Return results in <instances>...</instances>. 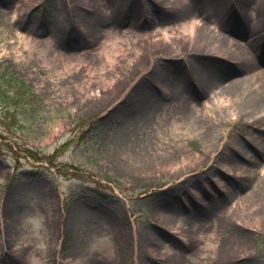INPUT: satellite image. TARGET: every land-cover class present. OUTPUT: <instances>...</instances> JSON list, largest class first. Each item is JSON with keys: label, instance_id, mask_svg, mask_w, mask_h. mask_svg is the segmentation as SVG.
<instances>
[{"label": "rangeland", "instance_id": "374dc122", "mask_svg": "<svg viewBox=\"0 0 264 264\" xmlns=\"http://www.w3.org/2000/svg\"><path fill=\"white\" fill-rule=\"evenodd\" d=\"M231 24L264 0H0V249L264 264V29Z\"/></svg>", "mask_w": 264, "mask_h": 264}, {"label": "bare ground", "instance_id": "6f19581e", "mask_svg": "<svg viewBox=\"0 0 264 264\" xmlns=\"http://www.w3.org/2000/svg\"><path fill=\"white\" fill-rule=\"evenodd\" d=\"M196 21H199V20H196L195 18H192V19H190V20H188V21H185V22H182L180 25H179V28L181 29V30H183V32H186L185 33V35L184 34H182V35H179L180 33H179V31H177L178 32V34H168V31L167 30H164L163 32H162V36L164 37V38H166V39H170L171 37H173V38H179V40L181 41V42H185V41H189V43H191V42H196V38H198V35H197V33L195 34V32L198 30V27L195 29L194 28V24H196ZM204 24V23H203ZM171 33H173V32H171ZM179 35V36H178ZM186 36H189L188 37V39H184V38H186ZM222 39V38H221ZM178 40V39H177ZM186 46H187V44H185ZM238 53H240V56L241 57H239L240 59H244L246 56H248V53H247V50H240V51H238ZM185 60H187V61H192V59L191 58H186ZM206 74V76H208V78H207V81H209V84L212 82V84H213V82H215V78H213L211 75L212 74H210V72H206L205 73ZM209 79H211V80H209ZM217 81H220V78L219 77H217ZM231 83V82H230ZM219 88V90L218 89H213L212 91H213V93H216V92H222V91H224V95H225V97H224V99H218L217 98V101H216V103L217 104H219V105H225V104H223V102H224V100H225V98L227 97V94H228V90H226L225 89V87L224 86H222V87H218ZM262 96L264 97V93L262 94ZM257 166H258V168H257V170L258 171H261L262 173L264 172V162H262V163H259V164H257ZM246 168H244V170H245ZM257 173V172H256Z\"/></svg>", "mask_w": 264, "mask_h": 264}, {"label": "flooded vegetation", "instance_id": "af4514ba", "mask_svg": "<svg viewBox=\"0 0 264 264\" xmlns=\"http://www.w3.org/2000/svg\"><path fill=\"white\" fill-rule=\"evenodd\" d=\"M0 264H14V262H8L7 257H2L0 259Z\"/></svg>", "mask_w": 264, "mask_h": 264}]
</instances>
